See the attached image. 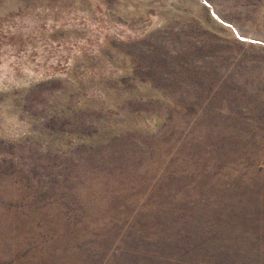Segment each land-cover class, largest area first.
Returning a JSON list of instances; mask_svg holds the SVG:
<instances>
[{"label":"rangeland","instance_id":"374dc122","mask_svg":"<svg viewBox=\"0 0 264 264\" xmlns=\"http://www.w3.org/2000/svg\"><path fill=\"white\" fill-rule=\"evenodd\" d=\"M0 264H264V0H0Z\"/></svg>","mask_w":264,"mask_h":264}]
</instances>
